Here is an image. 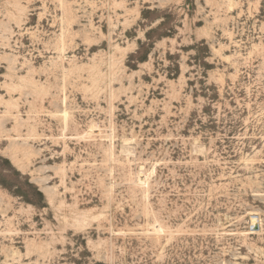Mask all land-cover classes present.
I'll return each instance as SVG.
<instances>
[{
    "label": "rangeland",
    "instance_id": "1",
    "mask_svg": "<svg viewBox=\"0 0 264 264\" xmlns=\"http://www.w3.org/2000/svg\"><path fill=\"white\" fill-rule=\"evenodd\" d=\"M0 264H264V0H0Z\"/></svg>",
    "mask_w": 264,
    "mask_h": 264
},
{
    "label": "bare ground",
    "instance_id": "2",
    "mask_svg": "<svg viewBox=\"0 0 264 264\" xmlns=\"http://www.w3.org/2000/svg\"><path fill=\"white\" fill-rule=\"evenodd\" d=\"M96 127L97 126H95V128ZM130 153H133V151H131ZM110 161H112V159H110ZM110 171L111 172L113 171L112 167L110 168ZM136 176H137L136 181H137V183H139L140 186H142L143 188L148 187L150 175H149V171L147 170L146 166H144V165L140 166L138 171H137ZM261 224H262V219H261L260 214H258V213H250L249 214V226H250L249 230L250 231H253V233H254L256 231L255 227L261 226Z\"/></svg>",
    "mask_w": 264,
    "mask_h": 264
},
{
    "label": "water",
    "instance_id": "3",
    "mask_svg": "<svg viewBox=\"0 0 264 264\" xmlns=\"http://www.w3.org/2000/svg\"><path fill=\"white\" fill-rule=\"evenodd\" d=\"M255 229H258V227H255Z\"/></svg>",
    "mask_w": 264,
    "mask_h": 264
}]
</instances>
